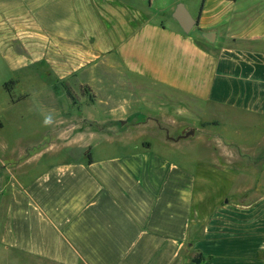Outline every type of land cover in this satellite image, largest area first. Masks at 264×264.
I'll list each match as a JSON object with an SVG mask.
<instances>
[{
    "label": "crops",
    "instance_id": "0c3cea01",
    "mask_svg": "<svg viewBox=\"0 0 264 264\" xmlns=\"http://www.w3.org/2000/svg\"><path fill=\"white\" fill-rule=\"evenodd\" d=\"M28 69L46 110L0 161V264H264V128L190 122L264 123V0H0V70Z\"/></svg>",
    "mask_w": 264,
    "mask_h": 264
},
{
    "label": "rangeland",
    "instance_id": "374dc122",
    "mask_svg": "<svg viewBox=\"0 0 264 264\" xmlns=\"http://www.w3.org/2000/svg\"><path fill=\"white\" fill-rule=\"evenodd\" d=\"M35 69L27 71H6L0 70V161L12 160L21 154L19 151L25 145L36 143L41 139V114L46 110V104L42 100L44 97V79ZM8 80L20 81V84L11 89V95L3 88V83ZM108 88L100 89L101 96L107 97L110 94ZM113 90V89H112ZM117 97L127 98L133 95L130 88L117 89ZM26 92L28 99L22 94ZM136 92V91H135ZM137 96H141L137 92ZM11 96V97H10ZM21 96V101L19 97ZM90 98L94 94H90ZM61 97V95H60ZM63 107H66L64 98H60ZM67 99V98H66ZM149 102V101H148ZM193 105V104H192ZM103 106V105H102ZM204 107V106H203ZM143 108V106H142ZM103 112L104 106L99 108ZM216 117L215 119H208ZM194 125H202L229 136L230 141L241 144H258L259 130L264 128V123L257 122L241 116L235 112L219 113L213 115L210 112L207 116L202 115L200 120L191 118ZM101 141L100 143H104ZM71 152L55 153L53 159L65 158ZM51 157V155H50Z\"/></svg>",
    "mask_w": 264,
    "mask_h": 264
},
{
    "label": "water",
    "instance_id": "95a60500",
    "mask_svg": "<svg viewBox=\"0 0 264 264\" xmlns=\"http://www.w3.org/2000/svg\"><path fill=\"white\" fill-rule=\"evenodd\" d=\"M177 19L180 21L184 31L189 32L192 27L195 25V22L191 18L189 14L184 12L183 10H178V13L176 14ZM194 130L191 129L188 132L185 133V136H189L190 134H193Z\"/></svg>",
    "mask_w": 264,
    "mask_h": 264
},
{
    "label": "trees",
    "instance_id": "16d2710c",
    "mask_svg": "<svg viewBox=\"0 0 264 264\" xmlns=\"http://www.w3.org/2000/svg\"><path fill=\"white\" fill-rule=\"evenodd\" d=\"M13 83H14V81L7 82V83L5 84L6 88H8V90H11L12 87H10L9 84H13ZM67 94H68L72 99L74 98V95H73L71 89L67 88ZM199 256H200V258H202L201 255H199Z\"/></svg>",
    "mask_w": 264,
    "mask_h": 264
},
{
    "label": "clouds",
    "instance_id": "9594fccd",
    "mask_svg": "<svg viewBox=\"0 0 264 264\" xmlns=\"http://www.w3.org/2000/svg\"><path fill=\"white\" fill-rule=\"evenodd\" d=\"M51 122H52V119H51L50 116H46V117L44 118V120H43V124H44L45 126H49V125L51 124Z\"/></svg>",
    "mask_w": 264,
    "mask_h": 264
}]
</instances>
